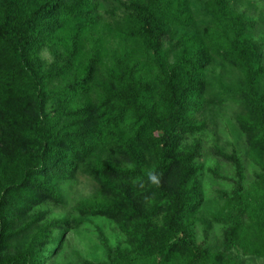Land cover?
Listing matches in <instances>:
<instances>
[{"label":"trees","instance_id":"obj_1","mask_svg":"<svg viewBox=\"0 0 264 264\" xmlns=\"http://www.w3.org/2000/svg\"><path fill=\"white\" fill-rule=\"evenodd\" d=\"M209 2L203 25L191 0L122 3L131 13L122 27L142 43L146 63L123 54L105 62L97 49L84 63L78 51L95 25L90 0H0V264H55L66 235L91 218L127 237L128 247L106 248L100 264H264L263 55L250 40L253 21L226 0ZM69 24L75 32L64 42ZM45 49L69 59L48 69ZM215 58L244 77L212 100L247 112L235 124L244 153L206 155L188 144L202 131L191 117L208 104ZM213 156L234 175L212 167ZM251 163L260 170L252 184ZM204 174L226 187L211 196L224 204L212 220L223 233L211 246L190 228L204 205ZM80 175L96 182L106 204L81 208V219L27 222L44 206L65 207L58 189Z\"/></svg>","mask_w":264,"mask_h":264},{"label":"rangeland","instance_id":"obj_2","mask_svg":"<svg viewBox=\"0 0 264 264\" xmlns=\"http://www.w3.org/2000/svg\"><path fill=\"white\" fill-rule=\"evenodd\" d=\"M73 0H68L72 2ZM133 1L144 2L145 0H90L96 6L94 15L95 25L91 32H85L81 50L78 51L80 60L87 61L91 56V51L97 49L102 51L105 62L123 54V57L131 55V60H139L146 63L145 49L142 43L132 38L129 33L124 31L122 23L131 19V13L121 4H129ZM210 0H191V8L198 16V25L209 22L207 9ZM231 9L247 19L254 22V28L250 31V40L261 50L264 64V0H226ZM73 24L65 25L61 32L63 41L65 37L74 34ZM171 63L175 61V55L168 50ZM57 51L45 49L41 58L48 69L60 67L69 59L68 54L62 50L60 55ZM83 68V67H82ZM155 70H150V75H155ZM70 75V72L68 73ZM66 75V82L75 74L72 71L71 77ZM209 92L207 93L206 106L201 111L192 114L191 120L199 124L202 131L189 140L188 144L192 148L202 146V151L206 155H213V150L217 149L225 154H232L234 151L246 152L244 137L239 133L235 124L239 120L248 118L247 112L241 107L230 105L213 104L212 100L216 95L228 94L227 90H236L237 82L243 80L242 74L225 63L219 58H215L213 65L208 69ZM57 81L51 87L56 88L64 84V81ZM261 88H264V80ZM206 98V99H207ZM210 163L212 167L218 165L219 159L213 156ZM101 162H107L106 158L97 155ZM220 164V163H219ZM220 164L219 172L223 176H233L234 170L225 169ZM260 173L258 167L251 163L247 176L249 183L255 182V174ZM202 195L204 205L195 221L190 222V228L194 225L193 231L199 243L213 245L222 236L223 227L212 222L213 217L221 215L224 210L222 201L212 198L214 191L222 192L226 187L219 182H215L208 175L204 174L201 178ZM58 192L65 196L67 204L63 208L44 206L36 212L33 217L28 218L31 222L37 217H45L46 221H62L64 219H81V208H92L95 205H103L108 202L106 197L101 194L99 186L88 176L80 175L75 183L61 185ZM164 217L154 220L157 228L164 223ZM59 233H57L58 235ZM34 233L27 235L24 239L15 244L24 246L32 238ZM14 244V245H15ZM117 247L126 248L127 237L121 232L115 223H108L103 219H88L82 231H71L66 235V239L61 245V252L54 256L55 264H81V259L91 263H103L106 260V248L115 249ZM258 264H263L262 261Z\"/></svg>","mask_w":264,"mask_h":264}]
</instances>
